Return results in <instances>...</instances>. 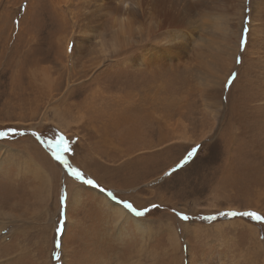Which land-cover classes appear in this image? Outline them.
Here are the masks:
<instances>
[{
	"label": "rangeland",
	"instance_id": "rangeland-1",
	"mask_svg": "<svg viewBox=\"0 0 264 264\" xmlns=\"http://www.w3.org/2000/svg\"><path fill=\"white\" fill-rule=\"evenodd\" d=\"M78 1L74 0L73 14ZM36 2L0 0V133L4 134L0 136V221L6 222L0 248L8 244L9 264H47L49 257L50 264H62L63 249L64 264H90L85 260L90 241H146L158 253L157 264H169L164 250L171 243V231L182 244V264L189 258L185 243L192 248L194 264L214 257H221L222 264H261L262 254L250 259L244 252L249 242L264 247V121H251L264 106V54L255 58L248 52L244 63L241 54L236 55V66L227 67L231 70L219 99L216 122L204 110L199 94L187 98L183 111L171 119L182 121L190 139L187 142L172 143L173 133L159 142L156 121L141 124L133 134L121 128L105 132L100 129L102 114L85 111L82 104L94 85H110L116 74L109 71L107 63L99 70L106 71L97 84L86 80L90 74L74 75V87L66 94L67 71L57 72L61 56L56 50L62 29L60 32V23L52 13L49 21L47 5ZM232 15L224 12V30H228L224 48L237 40V31L232 32L237 28H229L236 19ZM45 18L40 31L39 23ZM248 19L244 17L239 24V38L245 43ZM73 21L68 17L65 25L70 41ZM29 34L33 39L27 41ZM41 39H45L44 45L39 44ZM88 47L85 59L93 61L98 57L95 44L90 42ZM251 66L255 67L253 79ZM41 68H49L55 78L50 94L40 76H31V70ZM66 144L71 151H63ZM193 149L194 156L186 160ZM54 153L99 187L70 178ZM61 196L66 197L63 203ZM123 203L144 215L135 216ZM116 205L138 220L139 227L118 216ZM221 212H254L261 219L224 217ZM177 214L187 215L189 220L182 221ZM209 216L216 219H202ZM196 225L209 232L194 234L191 229ZM138 260L148 264L146 256ZM103 263L96 260L91 264Z\"/></svg>",
	"mask_w": 264,
	"mask_h": 264
},
{
	"label": "bare ground",
	"instance_id": "bare-ground-1",
	"mask_svg": "<svg viewBox=\"0 0 264 264\" xmlns=\"http://www.w3.org/2000/svg\"><path fill=\"white\" fill-rule=\"evenodd\" d=\"M37 1L38 6L47 5L50 9L49 12L47 8L49 21L52 20V13L60 23L59 31L62 29L56 50L58 56H61L57 60L60 65L57 72L67 71L65 80L69 91H65L66 94L74 87V82H71L74 75L82 77L90 74V78L86 80L97 84L96 80L106 71L99 70L107 63L109 71L116 74L113 76L114 80H109L110 85H94L82 104L85 111H97L102 114L100 129L105 132L111 128H121L133 134V129L139 130L141 124L156 121L159 142L168 140L171 133L174 137L172 143L187 142L182 121L177 119L171 122L172 116L186 107L187 98H190L191 94H199L204 110L211 114L213 121L217 120L221 107L219 99L231 70L227 67L236 66V55L241 54L239 57L244 63V55L248 52L253 53L255 58L264 54V0H250L248 9V0H79L75 14L72 9L74 0ZM224 12L236 16L229 28H237L232 30L237 31V40L235 45L232 44L229 48H224L227 44H223V40L226 41L228 37L225 36L227 29L224 30ZM38 16L41 18L43 15ZM246 16L249 17L250 28L245 37L246 43L241 46L239 24ZM68 17L70 20L75 19L72 22L74 30L71 41L65 36ZM45 20L46 18L40 23L36 20L40 31ZM30 23L34 27V23ZM230 34L232 37L231 32ZM30 38L33 39L31 34L28 35L27 41H30ZM44 40L41 39L39 44L44 45ZM70 42L71 47L68 46ZM90 42L95 44L98 56L93 61L85 59ZM254 68L250 67L252 79ZM185 74L188 78H185ZM31 76H40L49 94L52 92L51 86L55 83V78L49 68L31 70ZM127 77L131 79L128 80ZM78 85L82 87L83 82L80 81ZM117 88H121L120 92ZM65 93L63 95H66ZM257 115L258 117H251V121H264V106ZM1 183L7 184L5 180H1ZM13 205H16L15 201ZM116 209L118 216L124 220L131 219L136 227H139L140 222L131 218L123 208L116 205ZM5 223L0 221V233L3 232ZM191 230L200 235L209 232L207 227L199 225ZM170 236L171 243L164 250L165 254L169 255V264H182L185 258L181 251L182 244L175 232L171 231ZM149 244L146 241H90L88 258L85 260L90 261V264L96 260L105 262L103 264H108L109 261L110 264H141L138 257L146 256L148 264H157L158 253L153 251L154 249L151 250ZM185 244L189 256L187 264H194L192 248L190 245L188 247V243ZM249 244L244 253L248 254L250 259H255L259 253L262 254L260 263L264 264V247H256L254 241ZM4 245L7 246L0 248V264H9L11 258L7 252L8 244ZM205 245L208 246L206 243ZM61 252V262L64 264L66 252L64 249ZM221 261V257H214L210 261L205 260L203 264H222ZM46 262L51 263L50 257Z\"/></svg>",
	"mask_w": 264,
	"mask_h": 264
},
{
	"label": "snow or ice",
	"instance_id": "snow-or-ice-1",
	"mask_svg": "<svg viewBox=\"0 0 264 264\" xmlns=\"http://www.w3.org/2000/svg\"><path fill=\"white\" fill-rule=\"evenodd\" d=\"M245 31H247V29H245ZM240 44H241V46H243L245 44V41L243 39H241ZM237 62H239V61H237ZM231 83H232V80L230 78L229 82H228L229 86L231 85ZM2 135H4V134L0 133V136H2ZM61 141H63V137H61ZM63 151L64 152L71 151L70 146L66 144L64 146ZM195 152H196V149H193L192 151H189L187 153L186 160H187V158L193 157ZM54 155H55L56 160L61 165L65 166L66 174L70 178H72L75 181H79V182H81L84 185L90 186L91 188H98L99 187L93 180L86 179L81 171L77 170L76 168H74L70 164H68V162L65 159H63V157L59 153H54ZM173 171H175V169ZM100 191L103 192L104 189L101 188ZM108 196L111 197L112 194L108 193ZM65 200H66V197L65 196H61V203H63ZM123 207L125 209H127L129 212L134 213L135 216L144 215V213H142V212H137L130 203H123ZM177 215L179 216V219L182 220V221H188L189 220V217L187 215H183V214H177ZM219 215L220 216H224V217H235L237 215H241V216H244V217H250V218H252L254 220H260L261 219V217L259 215H257L256 213H254V212H242V213H239V214L236 213V212H221ZM202 219L214 220V219H216V217L215 216H209V217H202ZM56 232L57 233L60 232L59 227L56 228Z\"/></svg>",
	"mask_w": 264,
	"mask_h": 264
}]
</instances>
